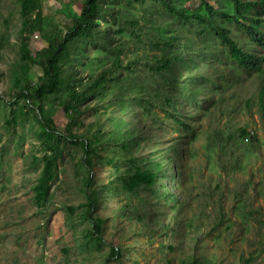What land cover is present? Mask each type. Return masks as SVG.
I'll use <instances>...</instances> for the list:
<instances>
[{
    "label": "trees",
    "instance_id": "1",
    "mask_svg": "<svg viewBox=\"0 0 264 264\" xmlns=\"http://www.w3.org/2000/svg\"><path fill=\"white\" fill-rule=\"evenodd\" d=\"M188 1L82 0L77 12L64 5L68 22L56 25L44 16L43 0H17V55L7 73L12 88L20 87L8 101L0 97L4 123L16 131L28 119L35 122L32 133L41 156L32 157L40 168L32 193L38 208L49 201L68 146L80 149L75 165L84 197L81 217L88 225L85 247L104 244V218L97 209L105 194L112 193L125 198L118 216L135 220L137 235L166 238L161 248L179 253L177 264H218L203 254L199 235L191 238L196 243L190 251L177 244L184 203L170 184L180 180L182 166L197 151L192 144L203 129L201 115L223 102L231 82L226 70L264 74V56L247 51L233 31L241 32L249 47L264 52V0H193L192 9L182 4ZM37 33L46 47L33 54L30 39ZM79 38L83 42L77 46ZM6 44L10 46L8 35L1 33L0 60ZM33 68L40 72L35 82ZM258 97L263 110L264 75ZM57 110L67 119L63 132L54 128ZM237 132L238 138L251 139L245 128ZM162 133L168 138L165 145ZM209 136L204 154L210 163L216 150L224 171L223 158L238 160V153L227 145L219 121ZM232 136L227 137L235 141ZM97 164L110 166L113 178L104 185L93 178ZM218 216L223 222L222 205ZM119 243L108 244L100 264L122 261L129 249Z\"/></svg>",
    "mask_w": 264,
    "mask_h": 264
},
{
    "label": "rangeland",
    "instance_id": "2",
    "mask_svg": "<svg viewBox=\"0 0 264 264\" xmlns=\"http://www.w3.org/2000/svg\"><path fill=\"white\" fill-rule=\"evenodd\" d=\"M81 4L82 0H43V14L52 24L66 23L62 7L70 5L77 12ZM182 4L191 9L196 6L193 0ZM19 26L17 0H0V34L8 35L10 43L2 49L0 60V97L5 101L20 87L18 83L12 88L7 73L9 63L17 55ZM233 31L235 37L243 39L247 51L264 56L258 48L249 47L241 32ZM44 40L38 33L31 37L33 54L46 47ZM82 42L79 38L74 44L80 46ZM219 67L223 69L222 65ZM231 71L226 70L232 84L228 81L221 96L222 104L207 110L211 115H201L199 124L203 129L192 144L197 148L194 157L185 161L180 180L170 184L184 203L178 218L181 242L177 244L190 251L196 243L191 238L199 235L203 254L218 264H241L248 258L249 264H264V109L258 100L264 74L241 68ZM30 74L35 82L40 72L33 68ZM2 106L0 103V264H100L107 256L108 244L119 245V241L129 253L124 254L122 261L113 259L110 264H167L166 260L172 256V264H177L179 253L170 254L161 248L166 245V238L158 234L151 239L146 234L137 235L135 220L130 222L118 216L119 207L125 201L123 195L105 194L97 209L98 215L104 218V244L97 248L84 246L83 234L88 225L81 217L84 197L80 192L81 173L75 165L81 154L78 147L68 146L58 165L59 177L51 186L49 201L45 207L38 208L32 193L40 170L32 157L41 156L32 133L35 122L28 119L24 128L8 129ZM52 119L54 128L63 132L67 122L64 114L57 110ZM91 119L88 113L86 121ZM217 121L222 125L227 145L231 144L238 153V160L223 158L224 171L219 167L216 150L211 154L210 163L204 154ZM237 128H245L251 139L238 138ZM230 134L235 141L229 140ZM162 140L165 145L168 138L164 133ZM225 154L229 156L227 150ZM110 172V166L103 168L97 164L93 178L98 185H104L113 178ZM220 205L224 211L223 222L218 216ZM171 218L166 217V221ZM171 242L176 243L173 239Z\"/></svg>",
    "mask_w": 264,
    "mask_h": 264
}]
</instances>
